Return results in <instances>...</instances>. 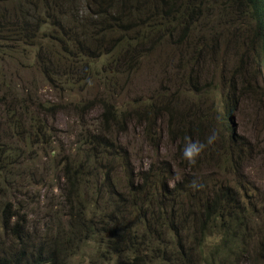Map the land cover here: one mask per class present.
I'll return each instance as SVG.
<instances>
[{
  "label": "trees",
  "instance_id": "obj_1",
  "mask_svg": "<svg viewBox=\"0 0 264 264\" xmlns=\"http://www.w3.org/2000/svg\"><path fill=\"white\" fill-rule=\"evenodd\" d=\"M179 1L0 0V49L3 55H7V59L14 60V55L10 53L12 41L15 44L26 36L25 44L31 47L36 45L44 19L40 11L45 10L47 18L55 26L54 31L59 32L56 39L63 49V52H59L60 62L55 64V50L44 48L41 42L35 63L30 64V58L21 61L19 57L15 60L27 67L37 65V70L49 86L64 89L73 80L66 72L75 71L78 63V59L69 57L87 53L92 45L102 47L105 45V37L110 41L118 37L116 50L122 49L123 56L140 51V57L145 45H149V49H155L158 40L154 37L156 31L161 30L163 22L169 17L179 20L189 14V2L183 6L187 0L182 3ZM40 3L45 5L40 7ZM47 3H52L53 7L49 8ZM231 4L239 8L238 11L247 13L255 22L254 34L259 41L257 60L262 63L260 69L264 70V0H232ZM81 7H85L82 12ZM17 10L20 12H16ZM30 14L29 21L19 23L14 20V16L22 18ZM32 18L34 22H30ZM29 37L32 39H28ZM81 37L85 39L84 42ZM1 40L5 42L2 43ZM5 48L6 51L3 50ZM25 50L29 53V49ZM4 69V64H0V189L15 180L27 183V178L33 175L31 168L17 167L19 148L6 144L9 137H22L27 125L31 131V140L34 134L41 136L42 140L48 141L52 146L51 156L57 157L65 152L61 142L51 137L50 131L55 128L54 123L50 122L64 113L68 105L65 100L53 102L49 94L43 99L39 95L40 82L36 78L28 82V88L12 85L13 73H10L8 79ZM181 71L185 72L182 67H178L175 80L180 79V83L190 86L188 89L192 96L189 97L192 99L195 93L201 92V87L194 84V76L191 81H186L181 76ZM254 72L261 73L258 70ZM165 97L156 95L143 109L136 102V106H130V110L122 113L121 123L127 120L131 122L130 114L134 111L135 121L139 119L145 123L142 132L152 151L146 159V165L144 162L139 170L134 165L131 167L133 163L128 157L123 167L124 174L128 175L124 179L125 185L121 186V181L118 185L113 179L110 165L116 159L109 150L110 141L106 142L101 136L102 130L95 136L83 134L72 158L63 155L65 161L60 166L65 178L63 189L76 187L70 191V195L76 196L73 200L64 195L72 219L73 237L84 233L89 239L88 235L93 232L101 236L106 248L113 247L120 253L138 255L137 252L141 250L147 251L149 257L159 259L164 264H193V251L199 252V257L205 259L203 244L207 230H217L223 235L221 241L210 249L209 257L217 260L218 264L246 263L255 248L264 247V212L258 210L259 203L254 199L255 194L250 191L255 186H250V180L245 183L243 178L247 175L248 179H253L252 175L247 174L246 168L253 166L261 154L264 160V151L255 154L250 147L244 145L245 141L238 143L234 135H230L235 129L224 123L235 107H231L234 105L228 101L225 115L220 121L222 140L207 147L195 165L188 164L182 158L186 140L203 142L212 132L208 124L203 126L206 118L200 110L193 105L182 109L178 101L176 105V100ZM138 100L143 99L138 98L136 101ZM103 101V125L108 127L109 120L118 121L121 117L118 111L112 110L114 106L109 99L105 98ZM163 123L167 124L166 137H156L157 129H163ZM101 141L106 142L105 145ZM166 145L171 148L176 146L175 151H167ZM194 179L202 187L194 189ZM126 194L130 197L131 209L118 213L116 209L122 201L127 200ZM102 201L116 204L110 208V213L106 210H94L89 219L88 208ZM150 207L159 213H152ZM187 207L196 209L203 220L200 227L192 229L189 216L184 214ZM6 210H10L9 203L5 204L4 212ZM10 214L11 217H21L18 211ZM260 218L263 223L258 221ZM3 239L0 237V264H65L62 255L65 242L57 238V243L54 244L49 232L41 236L38 245L33 244L29 249L27 242L22 243L11 255L6 250ZM28 239L27 237V241Z\"/></svg>",
  "mask_w": 264,
  "mask_h": 264
},
{
  "label": "rangeland",
  "instance_id": "obj_2",
  "mask_svg": "<svg viewBox=\"0 0 264 264\" xmlns=\"http://www.w3.org/2000/svg\"><path fill=\"white\" fill-rule=\"evenodd\" d=\"M183 1L180 0L179 3ZM188 2L189 14L180 17V21L172 17L164 21L161 30H157L154 37L158 40L155 49H149V45H145L140 57V51L123 56L122 49L116 50L118 37L111 41L105 37V45L102 47L92 45L87 53L70 56L69 59H78V63L76 68L73 67L75 71L66 72L73 80L64 89L49 86L37 70V65L27 67L21 62L30 58V64L35 63L37 49L40 48L39 42L44 48L55 50V64L60 62L59 52H63V49L56 39L59 32L54 31L55 26L47 18L45 10L40 11L44 19L38 33L40 41L36 39V45L31 47L25 44L26 36L15 44L12 41L10 53L15 59L20 57L21 61L7 59V55H3L0 49V64H4L8 79L10 73H13L12 85L28 88V82L36 78L40 82L39 95L43 99L49 94L53 102L65 100L68 103L64 113H60L50 122L54 123L55 128L50 131L51 137L61 142L65 149L59 156L50 155L52 146L48 141L42 140L41 136L33 134L31 140L28 125L23 129L22 137H9L6 140L9 146L19 148L17 167L31 168L33 172V175L27 178V183L15 180L0 189V237L4 238V246L10 255L14 254L22 243L27 242L29 249L33 244L38 245L41 236L49 232L54 244L57 243V238L65 242L62 246L65 264H164L159 259L149 257L147 251L140 250L137 255L120 253L113 247L106 248L101 236L93 232L88 235L89 239L84 233L73 237L72 219L65 201V196H69L70 200L76 197L70 195V191L76 187L63 189L65 178L60 166L65 161L63 155L72 158L76 154V147L80 145L78 141L83 134L95 136L102 130L104 135L101 136L106 142L110 141L109 150L116 159L111 163L110 169L118 185L120 181L121 186L126 184L124 179H127L128 175L124 174L123 167L128 157L133 163L131 167L134 165L137 170L144 162L146 165V159L152 151L142 132L145 123L139 119L135 121V111L130 114L131 122H120L123 121V111L127 112L130 106H136V102H139L143 109L156 95H161L176 100V105L178 101L182 109L193 105L206 118L203 126L208 124L211 132L215 130L219 133L217 142L220 143L223 138L220 121L225 115L226 103L230 101L234 105L231 107H235L234 112L224 123L234 127L235 131L230 135H234L238 143L245 141L244 145L250 147L255 154L264 151V75L261 74L264 70L260 69L262 63L257 60L259 41L254 34L255 22L247 13L238 11L240 9L231 4L232 0H187L183 6ZM44 5L40 3L39 6ZM47 5L49 8L53 7L52 3ZM83 10L85 7H81V12ZM30 17L31 14L22 18L14 16V20L21 23L24 20L29 21ZM30 22H34L33 18ZM81 41L84 42L85 39L81 37ZM147 41L146 37L145 42ZM25 49H29L30 54ZM5 58L6 61L2 60ZM178 67L185 70L186 73L181 71V76H184L186 81H191L194 76V84L201 87V92L195 93L192 99L189 97L192 96L188 89L190 86L180 83V79L175 80ZM254 70L261 73L258 74ZM105 98L112 102V110L118 111L121 117L118 121L109 120L108 127L103 125ZM138 98L143 100L136 101ZM116 122H119L117 126ZM163 125V129H157L156 137H166L167 124ZM101 142L103 145L106 143ZM167 143L169 144L168 141ZM166 146L167 151L173 152L176 149V146ZM104 164L109 166L108 163ZM246 172L249 176L252 175L253 179H248L246 175L244 182L250 180V186H255L250 191L255 194L254 199L259 203L258 210L264 212L262 154L256 158L253 166L246 168ZM125 198L127 200L122 201L116 212L130 211V197L126 194ZM6 203L10 204V210L4 212ZM115 204L116 202L110 201L95 203L88 208L89 219L94 210H106L110 213V208ZM189 209L187 207L184 214L189 216L192 229L195 226L200 227L203 220L196 213V209ZM150 210L152 213H159L153 207H150ZM17 211L21 217H11L10 213L16 214ZM258 221L263 223L261 218ZM196 234L198 235V232ZM206 235L203 244L205 259L199 257V252L193 251V264H218L217 260L209 257L210 249L221 241L223 234L217 230H207ZM255 249L248 262L244 261L242 264H264V247Z\"/></svg>",
  "mask_w": 264,
  "mask_h": 264
},
{
  "label": "clouds",
  "instance_id": "obj_3",
  "mask_svg": "<svg viewBox=\"0 0 264 264\" xmlns=\"http://www.w3.org/2000/svg\"><path fill=\"white\" fill-rule=\"evenodd\" d=\"M219 137V133L215 130L208 135L203 142L193 141L191 139H187L186 143L182 149V158L190 165H195L197 163V159L201 155V153L209 146L215 144ZM192 187L194 189L202 187V185L198 184L194 179L192 181Z\"/></svg>",
  "mask_w": 264,
  "mask_h": 264
}]
</instances>
